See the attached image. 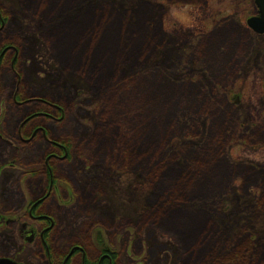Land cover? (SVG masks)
Segmentation results:
<instances>
[{
	"label": "rangeland",
	"instance_id": "obj_1",
	"mask_svg": "<svg viewBox=\"0 0 264 264\" xmlns=\"http://www.w3.org/2000/svg\"><path fill=\"white\" fill-rule=\"evenodd\" d=\"M142 1L159 11L154 26L177 50L118 80L109 95L90 75L58 82L41 21L19 0H0V256L58 264L67 254L65 264H84L87 255L98 264L97 228L115 264H181L176 238L152 223L161 221V200L179 206L202 198L218 219L213 213L198 228L201 218L189 212L173 221L187 233L192 264H206L209 249L199 260L194 251L210 244L206 227L214 224L225 235L240 233L241 244L251 239L246 261L264 264V34L245 23L254 2ZM60 104L67 113L59 114ZM60 137L72 144L69 158L50 147ZM39 160L47 176L35 172ZM35 196H45L54 220L52 259L40 255L22 217ZM147 217L150 227L141 224Z\"/></svg>",
	"mask_w": 264,
	"mask_h": 264
},
{
	"label": "trees",
	"instance_id": "obj_2",
	"mask_svg": "<svg viewBox=\"0 0 264 264\" xmlns=\"http://www.w3.org/2000/svg\"><path fill=\"white\" fill-rule=\"evenodd\" d=\"M103 1L19 0L23 10L30 12L41 21L40 33L43 35L44 41L53 47V56H55L61 71L57 78L58 82H62L68 77L67 81L70 83L76 74L82 75L85 79L90 75L92 80H97L93 87L110 95L113 91L118 92L117 88L122 83L118 80H123L128 76L125 79L127 80L130 76L134 77L137 73L147 70L154 58L157 57L161 60L162 56H164L163 58L171 56L174 50L176 52L177 46L175 43L173 44L172 39L165 40L164 37H160L158 28L154 26V23L157 24L159 11L152 4L142 0H108L107 5H104ZM94 21L97 30L91 34L89 27ZM164 47L166 52L163 54ZM22 96L29 97L23 94ZM61 109L67 113V109L63 107ZM29 114L27 113L24 118L28 117ZM19 118L20 116H18ZM31 124L33 123L29 120L25 125ZM54 142L60 143L66 148L69 158L72 144L68 138L60 137ZM50 147L53 151L54 146L51 145ZM43 156H46V153ZM38 163L39 166L35 168V172H44L43 175L46 174L47 176L42 160H39ZM50 168L55 171L52 165ZM73 196L75 199L74 194ZM35 198L37 197L35 196ZM199 200L193 199L195 204H192V201H184L186 203L179 206L173 198L166 200V202L161 200L163 202L160 212L161 221L160 223H152L158 230L162 231V234H172L176 238V245L181 250V258H183L181 264H192L194 260L191 261L190 256L185 252L187 250L185 229L180 231L173 221L185 217L189 212L199 215L201 218L199 219L201 225L198 228L202 227L204 220L213 218V213L214 220L218 219L217 211L205 204L204 201ZM43 204L44 202L40 203L36 210L39 213L47 214L43 209ZM208 210L212 212L209 213ZM148 218H145L141 224L150 227V219ZM151 227L153 226L151 225ZM217 227L215 224L206 227L208 231L206 238L209 235L210 244H206L205 241L198 243L199 249L195 248L194 251L195 258L201 259L207 252L204 250L209 249L210 256L204 258L206 264L208 262V264H239L241 262L251 264L246 261L249 253L252 252L250 249L251 239L241 244L238 240L241 238L240 233L225 235ZM50 232L51 230L44 234V241L49 251H51ZM93 232L95 237L93 235L91 237L95 242L97 253L100 255L108 252L109 247L104 241L103 235H100L101 231L93 228L91 233ZM36 242L40 247V255L46 259L45 245L39 240ZM40 243H42L41 246ZM204 244L206 246H203ZM69 245L82 246L79 242H71ZM81 248L86 251L85 246ZM64 256L66 254H61V261L59 260L58 264H62ZM111 256L115 260L114 255L111 254ZM50 259H52L51 254ZM84 264H95V262L86 255Z\"/></svg>",
	"mask_w": 264,
	"mask_h": 264
},
{
	"label": "flooded vegetation",
	"instance_id": "obj_3",
	"mask_svg": "<svg viewBox=\"0 0 264 264\" xmlns=\"http://www.w3.org/2000/svg\"><path fill=\"white\" fill-rule=\"evenodd\" d=\"M4 24V20H3V16L2 13L0 12V25ZM47 107H50L49 105H46ZM55 107V106H54ZM59 114H61L63 111L61 108L56 107ZM49 110H53V109H49ZM48 112H46V116H51L49 114H47ZM39 127V126H38ZM38 127H34L33 130H35ZM56 147V146H54ZM53 183V180L50 179ZM49 180V182H50ZM49 182H48V186H49ZM48 189V188H47ZM38 200H40V197L38 199L35 200H31L29 199V201L26 202V206L24 208V213L22 215V217L24 218V220H29L32 223V230L31 232L29 231V236L25 235L26 238L29 237V239H31V241H35L36 239L38 240H44V234H45V229L51 224L53 225L54 220L52 215L49 214H43V213H39L36 208L37 206H39L40 202L43 200L41 199L39 202H37ZM37 202V203H35ZM35 203V204H34ZM38 226H41L40 228ZM26 234V232H24ZM28 234V233H27ZM80 251V250H79ZM106 263V264H113V259L111 257V254L109 252V254H101L99 256V262L98 264L101 263Z\"/></svg>",
	"mask_w": 264,
	"mask_h": 264
},
{
	"label": "water",
	"instance_id": "obj_4",
	"mask_svg": "<svg viewBox=\"0 0 264 264\" xmlns=\"http://www.w3.org/2000/svg\"><path fill=\"white\" fill-rule=\"evenodd\" d=\"M256 7V14L249 16L245 23L257 34H264V0H253ZM66 155L64 153L63 157ZM62 157V158H63ZM0 264H23L8 257H0Z\"/></svg>",
	"mask_w": 264,
	"mask_h": 264
}]
</instances>
